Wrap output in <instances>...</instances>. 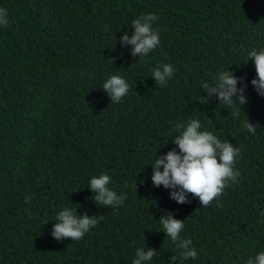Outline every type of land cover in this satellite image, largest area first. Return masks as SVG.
<instances>
[{"label":"trees","instance_id":"16d2710c","mask_svg":"<svg viewBox=\"0 0 264 264\" xmlns=\"http://www.w3.org/2000/svg\"><path fill=\"white\" fill-rule=\"evenodd\" d=\"M0 8L9 20L0 26V264H132L137 248L157 252L148 264L172 256L247 264L264 251V97L248 59L264 50V0H0ZM148 13L159 17L160 44L133 57L121 37ZM163 64L175 69L166 87L151 77ZM227 70L247 84L239 119L215 95L200 102L201 85ZM112 75L129 84L118 104L102 90ZM247 118L255 135L241 130ZM191 119L240 149L241 175L218 198L222 207L191 195L178 204L153 186L151 164ZM101 174L127 197L122 206L91 199L88 183ZM64 208L104 218L81 240L57 241L51 230ZM170 214L184 221L180 238L197 259H182L166 237L159 220Z\"/></svg>","mask_w":264,"mask_h":264},{"label":"clouds","instance_id":"9594fccd","mask_svg":"<svg viewBox=\"0 0 264 264\" xmlns=\"http://www.w3.org/2000/svg\"><path fill=\"white\" fill-rule=\"evenodd\" d=\"M7 9L0 8V26H7L9 23ZM159 17L153 13L141 15L131 21L134 31L129 35L124 33L121 37V45L131 46V55L140 58L147 57L150 52L160 44L158 30L153 28V23ZM248 59L253 61L256 77L251 80L258 95L264 97V50H252L248 53ZM175 69L170 64H163L153 69L152 78L155 85L166 87L173 78ZM241 83V87L237 84ZM247 84L242 78L236 77L232 71H221L215 78V85L210 86L203 83L201 89L207 94L200 98L201 103H206L207 98L216 96L221 106L232 108L231 115L239 119L243 105L247 103L245 88ZM102 90L110 97L111 103L118 104L129 91V84L124 78L112 75L102 85ZM256 125L250 123L247 118L241 124V130H247L252 135L256 134ZM175 135L173 143L176 146L165 155L157 157L152 165V183L155 187L163 186L170 189V199L178 204L188 203V197L198 198L202 207H208L216 200V206L222 207L219 197L224 189L233 183L238 182L241 173L236 170L235 164L240 155V149L227 140L221 141L211 131H201L199 119H191L185 125L177 123L170 134ZM178 149V151H177ZM162 169V170H161ZM112 178L108 174L91 177L88 187L93 193L91 199L97 205L105 207L122 206L127 199L125 195H118L109 185ZM136 184L134 185V191ZM31 196H25V203H30ZM264 216V212L261 213ZM103 215L88 216L86 213L78 215L77 211L64 208L55 217L51 235L57 241L71 239L78 241L84 238L85 234L94 228ZM163 232L177 247L182 249L180 256L184 260L197 259L198 253L195 248L190 247V239H181L180 233L184 229V221L173 218V215H165L159 220ZM48 221H45L47 223ZM44 223V224H45ZM157 252L153 248H137L132 264H148L152 261ZM173 264L175 256L170 258ZM247 264H264V251L250 258Z\"/></svg>","mask_w":264,"mask_h":264}]
</instances>
